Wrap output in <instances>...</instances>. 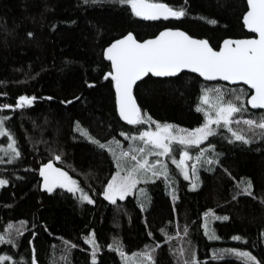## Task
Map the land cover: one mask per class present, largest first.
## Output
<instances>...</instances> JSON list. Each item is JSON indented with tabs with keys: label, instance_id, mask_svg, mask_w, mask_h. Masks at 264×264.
Here are the masks:
<instances>
[{
	"label": "trees",
	"instance_id": "obj_1",
	"mask_svg": "<svg viewBox=\"0 0 264 264\" xmlns=\"http://www.w3.org/2000/svg\"><path fill=\"white\" fill-rule=\"evenodd\" d=\"M159 2L174 8L184 6L187 15L143 20L132 14L129 5L109 0L95 4L91 0H0V104H15L19 95L37 97L22 109H0V116L9 117L6 126L21 152L11 162L0 163V178L9 181L0 187V233L11 224L15 235V229L23 225L16 248L0 244V254L11 255L12 264H31L33 254L41 264H92V247L84 239L89 232L101 246L96 264H122L115 247H108L114 239L125 254L159 245L155 264H183L172 250L178 252L175 237L177 229L184 228L188 229L184 235L188 249L183 259L189 260L195 251L197 264H244L235 255L217 253L218 249L237 248L264 264V204L260 203L264 200V138L244 144L231 140V134L217 126L221 134L208 138L214 148L207 154L213 159L217 158L213 151L220 154L219 163L212 171L204 165L199 186L190 188L179 177L171 180L172 186L162 177L149 181L145 187L151 199L142 211L136 197L112 204L99 195L115 165L106 149L73 131L78 121L92 137L108 142L113 137L120 141L121 132L130 134L140 128L123 123L115 110L111 78L105 77L110 64L103 57V49L113 39L132 32L142 40L172 27L208 39L217 48L225 37L251 35L241 22L245 0ZM28 32L34 35L29 37ZM210 83L189 72L169 78L147 75L135 85L133 95L153 120L192 129L203 122L196 106L201 89ZM235 88L248 94L244 85ZM230 94L226 92L225 97ZM245 108L244 116L264 114V109L251 110L247 104ZM143 127L154 129L155 124ZM232 127L242 130L247 126L234 121ZM7 143L6 137L0 138L1 145ZM54 155L62 157L53 160L54 166H61L76 179L93 204L80 201L79 193L73 195L67 189L56 187L48 192L41 188L38 168ZM242 179L252 182L253 194L242 193L233 200ZM170 192L177 197L175 201ZM208 209L229 217L210 221L218 240H210L201 227ZM233 235L242 239L232 240ZM63 241L76 245L70 248L67 260Z\"/></svg>",
	"mask_w": 264,
	"mask_h": 264
},
{
	"label": "snow or ice",
	"instance_id": "obj_2",
	"mask_svg": "<svg viewBox=\"0 0 264 264\" xmlns=\"http://www.w3.org/2000/svg\"><path fill=\"white\" fill-rule=\"evenodd\" d=\"M87 2L88 0H85V3ZM91 2L95 4L97 0H91ZM118 2L122 5H129L134 16L145 20H156L160 17L180 18L187 15L184 6L174 8L159 0H118ZM242 19L244 27L250 29L255 37L226 38L220 43L218 50L211 46L208 39H197L179 28L168 27L163 28L153 37L143 40L137 39L132 32H128L118 39H113L103 49L104 57L110 61V71L105 73V77L111 78L112 87L115 90V110L121 120L129 125L140 126L138 134L129 136L125 132L120 133L129 142L127 148L120 147V141L114 137L108 142L95 139L80 126L78 121L73 128V131L80 132L101 150L106 149L111 156L115 171L111 173L107 183L103 184V191L99 193L105 200L116 204L117 198L123 201L126 196L134 195L141 210L146 209L151 198L147 189L138 188V185L142 182L147 184L160 176L168 179L169 170L164 159L161 158H171L172 163L176 165L185 180L191 177L193 182L189 187H198L197 168L202 162L207 166V171H212L213 166L219 163L220 154L213 151L212 155L217 157L216 159L207 154L208 150L214 148L211 143L207 145V149L199 147L195 156H191L188 149L192 146H200L202 141H207L211 136L221 134L218 133L217 127L212 125L226 129L231 134V140L241 141L244 144L251 143L253 139L264 138V114L259 118L243 115L247 111L245 104L251 105L252 108L264 109V0H247V10L243 12ZM208 23L214 24L216 21L209 20ZM33 35L32 32L27 33L29 37ZM182 69H190L207 80L219 77L223 81L243 82L248 86V94L241 89L239 94H235L232 99L225 100V90L219 86L214 89L202 88L196 108L197 111L202 112L204 119L196 128L183 129L178 125L153 120L151 115L138 105L133 95L134 84L147 74L155 77H173ZM36 99L35 96L19 95L15 99V104L3 103L0 104V109H22L32 105ZM62 103L70 104L71 101H62ZM234 114L237 122H242L247 126L246 129L236 130L232 127ZM8 119V116H0V137H6L8 141L6 147L0 145V151L5 153L8 161H12L19 157L21 152L18 150L10 129L6 126ZM144 124H155V128L145 129ZM174 144L180 145L178 160L174 156L176 151ZM150 157L155 158L150 160ZM61 158L60 155H54L47 163L40 166L39 174L43 180L41 188L52 192L58 186L67 189L73 195L79 193V200L93 204L94 200L79 186L76 179H73L64 169L54 166L53 160H61ZM189 162L191 163L190 172ZM8 183L7 179L0 178V187ZM236 187L238 191L232 196L233 200L242 193L249 196L253 194V184L250 180L242 179ZM170 195L173 201L177 199L174 193L170 192ZM260 203L264 204V200ZM204 217L201 227L205 230V234L210 240L220 239V236L215 234V229L210 227V221H227L229 217L227 215L217 216L212 209H208ZM12 227L9 224L5 231L0 233V244H9L16 248L17 238L22 235L23 225L21 223V226L15 229V235L11 234ZM184 231L187 233L188 229L185 228ZM261 235H264V232ZM84 239L85 243L92 247V264H96V253L100 251L101 246L92 232H89ZM168 239L171 240L172 237L168 236ZM231 239L241 240L242 237L233 235ZM28 243L32 244V241L29 240ZM63 243L66 245L64 259L67 260L70 248L76 245L69 241H63ZM108 247L110 249L115 247L117 254L121 256L122 264H155V249L159 245L146 246L145 250L133 253L131 260L125 255L118 240L114 239ZM172 251L180 256L183 264H197L195 251L191 253L189 260H183V248H180L178 252ZM217 253L235 255L243 259L244 264H262L246 250L226 248L218 249ZM214 258L219 259L221 256L214 254ZM3 262L12 264L13 257L0 254V264ZM31 264H37L35 254H33Z\"/></svg>",
	"mask_w": 264,
	"mask_h": 264
},
{
	"label": "rangeland",
	"instance_id": "obj_3",
	"mask_svg": "<svg viewBox=\"0 0 264 264\" xmlns=\"http://www.w3.org/2000/svg\"><path fill=\"white\" fill-rule=\"evenodd\" d=\"M109 1H118V0H109ZM226 85H228V87H225V86H222V84H218V83H210V84H206V85H204L203 86V88H209V89H214V88H216L217 86H219L221 89H223V90H225V93L226 92H229V93H231L230 94V96L229 97H225V100H228V99H232L233 98V96L235 95V94H239V92H240V89H238V88H235V85H229V84H226ZM247 88V87H246ZM235 114H234V117H233V122L235 121L236 123H238L237 122V118H235ZM247 117H255V116H247ZM256 118H259V117H256ZM173 125H175V124H173ZM213 127H217L216 125H212ZM147 127V126H146ZM146 127H143V128H145L146 129ZM180 127V126H179ZM180 128H182V127H180ZM183 129H185V128H183ZM140 130V128L139 129H137V131H135V132H132V133H130V134H128L129 136L130 135H133V134H138V131ZM214 137V136H213ZM1 138V137H0ZM124 140V141H123ZM128 144H129V142H128V140L126 139V137L125 136H122V139L120 140V147H123V148H127L128 147ZM209 144V142H208V140L207 141H202L201 142V145L200 146H192L191 148H189L188 149V151H189V153H190V155L191 156H195V154H196V152L197 151H199V147H203V148H205V149H207V145ZM1 145V144H0ZM4 146V145H3ZM7 146V145H6ZM5 146V147H6ZM174 147L176 148V151L174 152V156H175V158L178 160L179 159V148H180V145H178V144H174ZM209 151H212V149H210V150H208L207 151V153L209 152ZM155 157H150V160L151 159H154ZM161 159H164V162H165V164L167 165V168H168V170H169V175H168V179H165V177L164 176H160V177H162L165 181H166V183L167 184H169V186H172V183H171V180L172 179H174V177H179L180 179H183V180H185L184 179V177L180 174V171H179V169L176 167V165L175 164H173L172 163V160H171V158H167V159H165V158H161ZM4 161H6V162H11V161H8V159H7V156L5 155V153L4 152H2V151H0V163H2V162H4ZM56 167H58V168H62L61 166H59V165H57ZM188 167H189V172L191 171V163L189 162L188 163ZM204 168V165H203V163L201 162V166H199L198 168H197V176L199 177V173H200V171L202 170ZM63 169V168H62ZM38 171H39V168H38ZM200 178V177H199ZM74 179V178H73ZM185 181H187V183H188V185H190L193 181L191 180V177H190V179L189 180H185ZM43 182V181H42ZM145 183H140L139 185H138V188H146L145 187ZM58 187V186H57ZM128 196H133V197H135L134 195H128ZM128 196H126L125 198H127ZM118 199V198H117ZM119 200V199H118ZM81 201V200H80ZM185 229V228H184ZM184 229H177V233H179V235H177V233H176V237H175V242L177 243V244H179L178 246H179V249L180 248H183L184 250L185 249H188V247H187V243L184 241L185 240V237H184V235L186 234L185 233V231H184ZM178 238V239H177ZM184 254V253H183ZM130 260L132 259V254H125ZM183 260H187V259H183Z\"/></svg>",
	"mask_w": 264,
	"mask_h": 264
},
{
	"label": "water",
	"instance_id": "obj_4",
	"mask_svg": "<svg viewBox=\"0 0 264 264\" xmlns=\"http://www.w3.org/2000/svg\"><path fill=\"white\" fill-rule=\"evenodd\" d=\"M245 2H246V10H247V0H245ZM245 10V11H246ZM242 17H243V15H242ZM139 18H141V17H139ZM170 18H173V17H169L168 19H170ZM141 19H143V18H141ZM164 20V18L163 17H160V18H158V19H156V20ZM143 20H145V19H143ZM241 22H242V25H243V19L241 18ZM168 28H172V27H168ZM180 29V28H179ZM243 29L246 31V32H248V33H250L251 35L250 36H243V37H237V38H232V37H225L224 39H226V38H231V39H243V38H254L255 37V34L250 30V29H247V28H245L244 27V25H243ZM162 30V29H161ZM160 30V31H161ZM182 31H184L183 29H181ZM186 32V31H185ZM128 33V32H127ZM127 33H125V34H127ZM159 33V31L156 33V34H158ZM155 34V35H156ZM190 35V34H189ZM192 36V35H191ZM153 37V36H152ZM194 38H197V39H204V38H199V37H195V36H193ZM120 38V37H119ZM149 38H151V37H147V38H145V39H149ZM116 39H118V38H116ZM224 39H222L221 40V42L220 43H222V41L224 40ZM143 40V39H142ZM111 43V42H110ZM220 43H219V45H220ZM107 47V46H106ZM217 50L219 49V46L216 48ZM103 57H104V55H103ZM105 58V57H104ZM105 60H107L106 58H105ZM108 61V60H107ZM109 62V64H110V61H108ZM182 72H189V73H192V74H195V75H197L202 81H204V82H221V83H225V84H229V85H244V86H246L247 88H248V86L247 85H245L243 82H240V81H234V82H230V81H223L222 79H220L219 77H217V78H214V79H212V80H207V79H205V78H203V77H200L199 76V74L198 73H194V72H192L190 69H182L181 70V72L180 73H182ZM180 73H177L175 76H177V75H179ZM147 75H150V76H152L151 74H147ZM146 75V76H147ZM145 76V77H146ZM145 77H142L141 78V80L142 79H144ZM152 77H155V76H152ZM174 77V76H173ZM155 78H169V77H155ZM140 80V81H141ZM140 81H137L136 82V84L138 83V82H140ZM136 84H134V86H133V89H134V87H135V85ZM114 94H115V90H114ZM248 106V108H250L251 110H261V108H252V106L251 105H247ZM119 116V115H118ZM120 118V117H119ZM121 120V119H120ZM123 123H125V124H127V125H129L126 121H123V120H121ZM37 264H41V263H39V262H37Z\"/></svg>",
	"mask_w": 264,
	"mask_h": 264
},
{
	"label": "flooded vegetation",
	"instance_id": "obj_5",
	"mask_svg": "<svg viewBox=\"0 0 264 264\" xmlns=\"http://www.w3.org/2000/svg\"><path fill=\"white\" fill-rule=\"evenodd\" d=\"M43 181V180H42Z\"/></svg>",
	"mask_w": 264,
	"mask_h": 264
}]
</instances>
